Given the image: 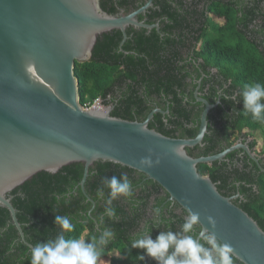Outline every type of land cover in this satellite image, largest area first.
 <instances>
[{
  "label": "trees",
  "instance_id": "obj_1",
  "mask_svg": "<svg viewBox=\"0 0 264 264\" xmlns=\"http://www.w3.org/2000/svg\"><path fill=\"white\" fill-rule=\"evenodd\" d=\"M210 2L154 3L139 19L159 23L160 31L130 27L122 47L120 31L99 37L92 59L76 63L80 104L86 107L100 100L104 107L112 108L113 117L139 122L156 108L168 110V115L156 114L149 127L171 138L193 139L204 110L194 93L204 76L202 97L211 104L220 99L221 104L208 116L204 146L188 148V153L195 158L213 156L241 138L243 142L252 138L251 150L260 147L264 154V124L243 114L240 96L244 85L264 84V0ZM100 3L111 15L121 10L129 14L144 5L135 0ZM239 154L237 150L224 161L200 164L198 170L213 180L222 195L232 198L239 193L240 198L233 202L264 231V172L246 154ZM83 174V164H72L56 174L42 172L9 194L27 243L34 246L54 239L61 231L54 223L55 215H66L75 226L73 232L65 233L66 238L88 240L105 227L115 232L98 264H156L147 257L135 260L143 251L140 249H132L128 255L130 239L147 230L153 239L161 231H178L188 213L144 174L102 161L90 168L85 184L96 204L93 208L80 187ZM121 174L131 181L133 195L113 201L116 216L109 218L104 214L108 189L102 180ZM100 188H104V199L97 196ZM30 250L10 212L0 207V264H30ZM234 264L243 263L234 258Z\"/></svg>",
  "mask_w": 264,
  "mask_h": 264
},
{
  "label": "water",
  "instance_id": "obj_2",
  "mask_svg": "<svg viewBox=\"0 0 264 264\" xmlns=\"http://www.w3.org/2000/svg\"><path fill=\"white\" fill-rule=\"evenodd\" d=\"M151 7L153 0L129 14L111 15L100 0H0V207L10 212L31 249L9 194L39 173L56 174L83 164L80 187L94 208L85 189L90 168L110 162L144 174L170 201L187 213H198L201 229L231 245L241 263L264 264V231L233 202L240 194L222 195L198 170L200 164L221 162L243 150L264 172L249 140L213 156L188 153V148L204 146L208 116L221 104L220 99L211 104L202 97V80L194 96L204 110L193 139L171 138L149 127L156 114L168 115V110L156 108L139 122L113 117L111 107L86 109L80 104L76 63L92 59L104 34L120 31L122 47L130 27L159 32V24L139 19Z\"/></svg>",
  "mask_w": 264,
  "mask_h": 264
},
{
  "label": "clouds",
  "instance_id": "obj_3",
  "mask_svg": "<svg viewBox=\"0 0 264 264\" xmlns=\"http://www.w3.org/2000/svg\"><path fill=\"white\" fill-rule=\"evenodd\" d=\"M240 96L243 114H250L254 121L264 124V84H246ZM102 184L108 189L104 214L113 218L116 216L113 201L133 195L131 181L126 174H121L104 177ZM104 188L97 190L101 199L105 196ZM54 223L61 231L54 239L35 243L30 250V264H98L115 237V232L105 227L88 240L66 238L65 233L74 231L72 220L66 215H55ZM198 223L199 214L189 211L178 231H161L155 239L150 230L142 231L130 239L126 252L131 255L132 249L143 250L135 260L145 261L147 257L156 264H234L232 246L219 241L207 230L196 231Z\"/></svg>",
  "mask_w": 264,
  "mask_h": 264
},
{
  "label": "flooded vegetation",
  "instance_id": "obj_4",
  "mask_svg": "<svg viewBox=\"0 0 264 264\" xmlns=\"http://www.w3.org/2000/svg\"><path fill=\"white\" fill-rule=\"evenodd\" d=\"M136 1V4H146L147 2H149L150 0H135ZM161 1H167V2H170V3H175V1L176 0H153V5H154V3H160ZM191 1H193V0H185V2H191ZM210 1H212V0H202V2H208V3H206V4H210L211 2ZM120 13H124V11L123 10H121L120 11ZM206 16H208V15H206ZM157 24H159V23H157ZM187 57V56H186ZM213 73H215V71L213 70ZM203 78H204V76H202V78L200 79V80H203ZM191 79L192 78H189V82L191 81ZM199 80V81H200ZM198 81V82H199ZM202 84V83H201ZM202 94V93H201ZM203 95V94H202ZM219 100V99H218ZM217 100V101H218ZM243 139L241 138L238 142H243L242 141ZM249 140V142H248V144L249 143H252V141H253V139L252 138H249L248 139ZM247 142H243V143H247ZM238 151H240V154L238 155L239 157H243L245 154L248 156V154L245 152V151H243V150H238ZM252 151H254L255 153H256V155H257V157H258V159L260 160V164L262 163V164H264V154H261V149H260V147H257V148H255L254 150H252ZM249 157V156H248ZM250 158V157H249ZM238 194V193H237ZM236 194V195H237ZM235 195V196H236ZM235 196H233V197H235Z\"/></svg>",
  "mask_w": 264,
  "mask_h": 264
},
{
  "label": "built area",
  "instance_id": "obj_5",
  "mask_svg": "<svg viewBox=\"0 0 264 264\" xmlns=\"http://www.w3.org/2000/svg\"><path fill=\"white\" fill-rule=\"evenodd\" d=\"M85 108L86 109H100V110H103L105 107L102 105L100 100H95L92 104H88Z\"/></svg>",
  "mask_w": 264,
  "mask_h": 264
},
{
  "label": "rangeland",
  "instance_id": "obj_6",
  "mask_svg": "<svg viewBox=\"0 0 264 264\" xmlns=\"http://www.w3.org/2000/svg\"><path fill=\"white\" fill-rule=\"evenodd\" d=\"M259 136V135H258Z\"/></svg>",
  "mask_w": 264,
  "mask_h": 264
}]
</instances>
